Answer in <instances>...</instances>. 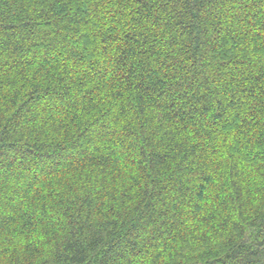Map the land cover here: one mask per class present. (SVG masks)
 <instances>
[{"label":"trees","instance_id":"1","mask_svg":"<svg viewBox=\"0 0 264 264\" xmlns=\"http://www.w3.org/2000/svg\"><path fill=\"white\" fill-rule=\"evenodd\" d=\"M0 264H264V0H0Z\"/></svg>","mask_w":264,"mask_h":264}]
</instances>
